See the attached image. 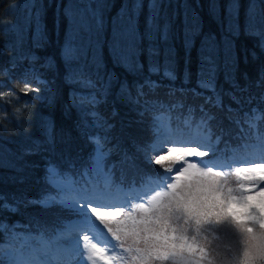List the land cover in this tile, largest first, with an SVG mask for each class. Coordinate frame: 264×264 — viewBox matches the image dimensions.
I'll return each instance as SVG.
<instances>
[{
    "label": "trees",
    "instance_id": "16d2710c",
    "mask_svg": "<svg viewBox=\"0 0 264 264\" xmlns=\"http://www.w3.org/2000/svg\"><path fill=\"white\" fill-rule=\"evenodd\" d=\"M136 2L0 0V68L11 67L15 60V76L24 73L35 84L33 76L40 75L50 82L55 95L51 107L34 102L33 115H25L19 125L12 120L11 110L8 119L0 117L4 125L0 129V195L14 205L11 211L0 206V249L17 232L28 233L41 226L48 231L61 228L57 213L62 212L57 203L46 209L36 203L47 193L59 195L54 190L47 192L51 187L47 181L49 166L62 174L71 169L78 189L94 188L99 178L93 174L100 168L104 171L102 179L107 176L128 184L138 183L146 166L141 163L142 153L136 145H148L157 134L178 129L193 140L206 135L221 158L241 148L249 149L263 137L264 86L257 83L264 72V0H155L163 4L160 22H172L169 39L152 42L159 50L156 56L142 51V68L135 61L130 68L115 66L111 53L113 29L123 32L129 26L128 16ZM143 3V11L135 10L141 33L145 31V18L152 12L151 0ZM237 6L238 36L234 35ZM95 10L101 12L100 26L90 18ZM246 25L249 34L245 33ZM195 26L200 28L198 33L189 31ZM186 40L193 41L191 46H185ZM124 44L126 41H122ZM149 44L144 40L137 47L146 50ZM67 45L73 47L74 55L86 50L87 59L65 62L62 50ZM124 50L127 52L126 47ZM21 56L38 59L33 64L28 59L19 60ZM208 57L214 65L212 89L200 86L211 75ZM153 65L159 72L150 71ZM29 67L36 71L25 73ZM81 69L94 80H103L110 72L119 80L107 93L102 88L89 89L76 82ZM166 71L173 73L172 79L164 75ZM146 80L158 86L154 90L145 87L139 104L133 103L129 93L136 98V85ZM3 82L0 76V84ZM121 83L126 84L128 92L119 91ZM15 87L19 91L22 85L17 83ZM89 94L106 96V100L101 99L93 109L88 104ZM209 97L210 103L205 104ZM201 105L215 116L206 125L201 123ZM254 112L262 115L256 134L247 122L253 120ZM45 121L52 125L47 132ZM218 136L221 139L216 143ZM89 137L97 139L92 142ZM25 149H31V154L25 155ZM125 154L130 159L125 160ZM97 156L102 157L99 168L94 164ZM134 163L138 167H132ZM230 238L216 252L217 243L209 240L213 264H233L231 258L238 244L235 237L233 241Z\"/></svg>",
    "mask_w": 264,
    "mask_h": 264
},
{
    "label": "snow or ice",
    "instance_id": "6c2138e0",
    "mask_svg": "<svg viewBox=\"0 0 264 264\" xmlns=\"http://www.w3.org/2000/svg\"><path fill=\"white\" fill-rule=\"evenodd\" d=\"M151 7L150 16L145 18L144 33L140 32L139 17L135 11H143V0H137L133 5V11L128 16L129 26L123 32L113 29L111 53L115 66L130 68L135 61L136 66L142 68L143 65L139 63L142 51H147L149 56H156L159 50L152 42L156 39L167 42L169 39L172 22H160L163 4L151 0ZM238 17L237 6L234 14L237 21L236 36L239 34ZM93 18L98 26L102 25V16L93 14ZM189 31L198 33L200 28L195 26ZM245 33L249 34L247 25ZM144 40L150 41L146 50L137 47ZM122 41H126V44L122 45ZM192 43L186 40L185 46L189 47ZM261 47L264 48V43ZM73 53L71 45L62 50L65 62L87 59L86 50L82 55ZM18 59H28L35 64L38 58L21 56ZM235 60L239 61L238 54ZM207 61L211 75L209 81H201L200 86L212 89L214 65H211V57ZM16 67L14 60L11 67L0 68V76L4 77V82L0 84V117L8 119L11 110L12 120L19 125L25 115H33L31 109L34 102L39 101L51 107L55 103V95L50 82L40 75L33 76L35 84L24 73L15 76ZM35 71L34 67L25 69V73ZM150 71L159 72V68L153 65ZM164 75L173 78L170 71ZM244 75L247 78V74ZM118 80L119 77L113 72L108 73L103 80H94L84 69L76 77V82L84 87L102 88L105 93L110 92L113 83ZM17 83L22 85L19 91L15 87ZM157 86V82L151 80L137 84L136 98H132L129 93V99L139 104V97L145 95L143 89L149 87L154 90ZM257 86H264V72L260 73ZM119 91L128 92L125 83H121ZM45 92L49 94L45 96ZM101 99L106 100V96L89 94L88 104L94 109ZM210 100V97L206 98L205 104L210 103ZM200 111L204 114L202 124L206 125L215 119L204 105L200 106ZM50 126L47 121L44 122L45 132ZM3 128L0 122V129ZM89 139L95 142L97 138ZM220 139L216 137V143ZM136 148L142 153L141 163L146 166L143 186L132 181L127 187L130 195L124 203H105L103 193L88 188L81 189L71 197L58 199L46 194L36 201L42 206L59 203L78 218L76 223L68 225L56 238L59 241L61 237H67V240L65 244L56 245L55 262L45 259L37 264H86L87 259L92 264L97 261L99 264H213L209 233H218L222 229L230 231L238 244L231 258L233 264H264V158L241 163L229 162L217 156L211 144L183 138L167 140L158 150L152 145H136ZM24 154H31V149H25ZM101 159V156L95 158L97 167ZM124 159L130 158L125 154ZM132 167L138 165L134 163ZM49 171L55 173L52 166H49ZM0 201H3L0 206L13 210L14 205L7 202L6 196L0 195ZM28 203L33 201L29 200ZM4 255L3 249H0V257ZM7 255L12 258L9 261L0 259V264H24L11 253Z\"/></svg>",
    "mask_w": 264,
    "mask_h": 264
},
{
    "label": "rangeland",
    "instance_id": "374dc122",
    "mask_svg": "<svg viewBox=\"0 0 264 264\" xmlns=\"http://www.w3.org/2000/svg\"><path fill=\"white\" fill-rule=\"evenodd\" d=\"M86 9L90 10V7L86 8ZM93 14H95L97 16H101V12L98 10H95L94 13H90V18L92 19L91 21L96 23L95 19L93 18ZM165 107H168V106H165ZM251 117L253 120H247L248 127H250L252 129L253 134H256L255 132H257L258 125H259L258 123L261 121L262 115L254 112L253 114H251ZM262 136L263 137L260 138V140H258L255 145H253L251 148H249V150L245 149L247 151L242 152L240 149H238V150H236L237 151L236 153L232 152L233 154L229 155L228 157L226 156L224 158L230 159L229 162H235V163L237 161L238 162L256 161V160H251L252 158H256L253 155V152H256V154H258V155L259 154L264 155V132H263ZM173 138H176V139L177 138H183V139L193 140V137H191L188 134L183 133V132L179 131L178 129H176V130H174L173 133H166L164 135H159V134L155 135L154 139L148 145H152L156 150H158L159 147L165 143V141L172 140ZM195 140L199 141L203 144H206V145L211 144L213 147L216 146L215 144H212L209 141L208 136H206V135H204L203 138L195 139ZM214 149H215V147H214ZM236 158H241V160H236ZM257 160H259V159H257ZM70 170L62 174V172L59 169L55 168V173L50 172V176L48 177L47 181L51 185V187H49L47 192L54 190L55 193L59 194L57 197L58 199L71 197V196L76 195V193H78V191H80L81 189L76 188L77 186L74 185V183L72 182L75 177H73L74 174L72 172H70ZM103 172L104 171H102L101 168H100V170L94 172L93 175L94 176L96 175V177L99 179H98L97 184L95 186H93L94 188H92L90 191H97V192L103 193V199H115V198L120 197L122 195L120 202H118L117 204L124 203L130 195V193L127 191L128 183L123 181V180H111L107 176H104L106 178L102 179V176H100V175H103L104 174ZM107 174H109V173H107ZM111 182H117L118 186L115 188H110ZM57 185H60V187H57ZM91 185H93V184H91ZM49 205H53V204H49ZM57 207L59 210H61V212L63 214L62 215L60 213V211H58V213H57V216L60 217V218H57V220L60 222V225H61V228L57 229V231H60V233H62L66 230L68 225L76 223L78 218H76V215L74 213H72L70 210L64 208L61 204L57 203ZM44 208L46 209L47 206H44ZM63 211L69 213L70 216L64 217ZM60 233L57 234L56 238L59 236ZM42 235H43V233H40L35 237L42 236ZM17 236L18 237H11L10 240H12L14 243H16V239H17V240H19V242H21V243L23 242L25 245H28V243L26 242V239L29 240V235L19 234ZM228 236H229V238L231 237V232L227 231V230H223V229L220 230L218 233H209V240L217 243V245H215V247H214V252L217 251V248L219 245L225 244L228 241ZM49 237H47V238H49ZM45 239H42V240L38 239L40 241V243L35 242L40 246L41 251L38 249L39 248L38 246L36 247V250L31 249V253L33 256L28 254L26 257L22 258L24 255L23 254L24 252L15 251V250H8L10 248H13L14 246L15 247L19 246V245L17 246L16 244H13L14 246L10 245V246L3 248V252L5 253V255L3 257H0V259H3L5 261H9L12 257L7 255V253H11L13 256L18 257L20 260H22L24 262V264H37V262L45 260V259H51V258L54 259L57 255L56 245L58 243H56L52 246V250L50 253H47V252H49V250L42 248L48 244V242ZM64 239H67V237H65ZM230 239H231V241H233L234 237L230 238ZM62 241L64 242L65 240H62ZM60 244H62V243H60ZM8 247H10V248H8ZM16 250H18V248H16ZM27 251L29 252V250H27ZM37 255H39L40 258H38ZM30 256L33 259H37V260L35 262H30L29 261ZM86 264H92V261L90 259H87ZM96 264H99V262L97 261Z\"/></svg>",
    "mask_w": 264,
    "mask_h": 264
},
{
    "label": "bare ground",
    "instance_id": "6f19581e",
    "mask_svg": "<svg viewBox=\"0 0 264 264\" xmlns=\"http://www.w3.org/2000/svg\"><path fill=\"white\" fill-rule=\"evenodd\" d=\"M173 139H176V138H173ZM262 153H263V152H262ZM262 158H264V155H260V154L258 155V154H257L256 158H252L251 160L262 159ZM110 188H113V187L111 186ZM121 196H122V195H121ZM121 196H120V197H117V198H115V199H103V201H104L105 203H115V204H117L118 202H120ZM56 259H57V255H56V257L54 258V262H55Z\"/></svg>",
    "mask_w": 264,
    "mask_h": 264
}]
</instances>
